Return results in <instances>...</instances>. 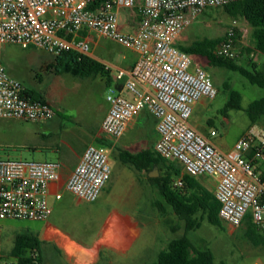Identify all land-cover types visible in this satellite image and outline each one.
<instances>
[{
	"label": "built area",
	"instance_id": "obj_1",
	"mask_svg": "<svg viewBox=\"0 0 264 264\" xmlns=\"http://www.w3.org/2000/svg\"><path fill=\"white\" fill-rule=\"evenodd\" d=\"M238 1L106 0L93 9V0H0V119L40 124L55 116L48 104L29 99L27 87L9 73L3 61L6 46L39 48L54 57L68 52L89 56L93 36L134 49L140 55L134 67L116 76L127 77L124 87L133 98L111 87L102 132L119 140L147 111L157 122L155 152L179 162L192 178L216 177L221 220L240 227L250 214L264 236V130L248 129L228 153L197 132L190 122L194 107L203 99H215L218 90L208 71L179 48L183 34L206 11ZM132 9L140 13V23L135 32H124L121 11ZM237 39L232 26L215 54L231 59ZM111 155L109 147L88 146L67 181V191L86 203L97 202L111 177ZM62 167L0 160V222H46L52 214L51 186L60 181Z\"/></svg>",
	"mask_w": 264,
	"mask_h": 264
},
{
	"label": "rangeland",
	"instance_id": "obj_2",
	"mask_svg": "<svg viewBox=\"0 0 264 264\" xmlns=\"http://www.w3.org/2000/svg\"><path fill=\"white\" fill-rule=\"evenodd\" d=\"M235 26L238 32L234 55L230 60L233 65L243 66L252 70L250 61L264 72V55L248 54L251 48L253 29L244 18H233L224 9H212L203 14L182 36L180 45L188 46L198 39L224 38L228 30ZM105 39V38H104ZM56 57L39 48L23 49L10 45L3 53L4 64L9 73L32 90L33 98L47 96L60 114L63 127L80 129L95 126L105 113L111 88L100 78L77 79L70 74L56 75L48 70ZM204 68L206 63L198 61ZM205 69V68H204ZM57 71V67L54 69ZM218 94L215 99L207 100L204 106L193 111L190 122L197 125L207 134L208 139L220 151L228 153L240 137L252 126L247 110L256 100L264 98V90L253 85L241 73L228 69L211 68L208 70ZM225 84H228L225 86ZM241 95L242 109L229 108L231 92ZM40 124L21 120L0 119V160H23L34 162L62 163L60 154L44 151H33L29 148L41 131ZM216 136H211L212 132ZM103 142V140L101 139ZM117 152L111 155V168H122ZM72 200L71 195H67ZM148 212L137 214L142 216L144 224L141 239L126 258H116L113 264H140L139 257L147 264L156 261L157 254L167 244L182 236L183 230L171 233L169 218L153 206ZM62 211L60 212L61 216ZM73 215H75L73 213ZM223 228L210 224L208 221L190 234L194 244L200 249H209L215 257V264H264V236L257 230L254 244L245 234L244 226L233 227L225 222ZM40 222L4 221L0 222V264H15L10 257L14 248L15 238L24 232L35 233ZM72 225V224H71ZM69 226L70 231L78 234L83 225ZM148 262V263H149ZM103 264H109L103 259Z\"/></svg>",
	"mask_w": 264,
	"mask_h": 264
},
{
	"label": "crops",
	"instance_id": "obj_3",
	"mask_svg": "<svg viewBox=\"0 0 264 264\" xmlns=\"http://www.w3.org/2000/svg\"><path fill=\"white\" fill-rule=\"evenodd\" d=\"M120 18L122 30L128 33L135 32L141 20L140 13L136 9L122 10ZM89 40L91 42L89 57L107 67L113 79L110 88L114 87L119 94L132 99L133 96L124 87L127 77L117 80L116 76L120 71L128 74L139 59V53L110 39L92 36ZM102 80L107 85L106 79ZM26 87L28 91H32L29 86ZM144 89L141 88V90ZM44 97L53 108L55 116L51 120L40 123L41 132L35 135L34 143L26 148L33 151L58 153L65 161L61 163L63 167L60 181L51 186L52 214L46 222H40L39 227L33 233L40 242L42 264H103V259L113 264L116 258L128 257L143 233L142 216L137 214L148 212V206H153L154 210L158 209V204H162L165 208V213L162 212V214L170 219L173 226L178 224L181 229L184 228V222L178 219L166 203L161 194L160 184L154 180L167 176L169 173L174 174L168 168L157 166L134 168L121 160L122 168H112L111 177L101 197L95 203L81 201L66 189L67 181L86 148L90 145H101V139L103 146L111 148L112 154L117 152L119 157L124 153L139 154L143 151H155L159 134L157 122L151 114L142 111L125 135L116 140L105 135L101 129L110 109L109 105L106 106L103 118L95 126L89 129L88 127L65 128L53 102L47 96ZM207 100H201L194 107V111L204 106ZM191 125L208 139L207 134L197 125L192 123ZM250 128L258 131L264 130V120ZM155 168L159 176L150 177ZM261 169L264 170V165ZM185 175L182 169L180 175L172 176L173 188L179 193L191 191L189 186L184 185ZM194 179L197 185L215 195L216 177L203 176ZM179 182H182V186L178 185ZM58 194L62 196L59 201L56 200ZM67 195H71L73 199L69 200ZM61 211L63 214L60 216ZM78 223L83 225L82 230L78 234L70 231L69 226L72 224L77 227ZM143 258L139 257L137 262L145 264L146 262L142 261ZM146 261L147 264L155 262Z\"/></svg>",
	"mask_w": 264,
	"mask_h": 264
},
{
	"label": "trees",
	"instance_id": "obj_4",
	"mask_svg": "<svg viewBox=\"0 0 264 264\" xmlns=\"http://www.w3.org/2000/svg\"><path fill=\"white\" fill-rule=\"evenodd\" d=\"M105 1L93 0L92 8L101 7ZM223 9L235 19L244 18L252 27L251 48L248 49V54L259 53L264 55V0H240ZM223 39H198L188 46L180 45L179 48L193 58L195 65L198 64L199 60L204 61L206 63L204 67L206 71L211 68H225L239 72L251 84L264 90V72L259 70L252 60L250 61L252 70H249L243 66L233 65L230 60L215 54L216 47ZM56 67L57 71L54 70ZM47 69L54 71L56 75L70 74L77 79H106L109 87L113 83L106 66L89 56H83L77 52H68L56 57V60L48 65ZM227 85L225 84V86ZM26 95L31 100L40 101L51 106L44 96L34 99L32 91L30 92L28 89ZM227 106L241 110V95L236 91H232ZM247 113L252 125L264 120V98L254 101L249 106ZM101 146H103L102 141ZM120 158L124 163L134 168H152L157 166L159 168H168L174 173H169L167 176H161L154 180L160 184L161 194L166 203L172 208L178 219L184 222L185 226L181 229L180 225L173 226L172 222L169 223L171 233L177 234L180 230H183V234L172 239L166 248L158 253L156 261L152 264H215L214 254L209 249L198 248L190 238V234L198 230L205 221L223 228V221L220 218L221 205L216 196L197 185L195 179L188 175L184 176L183 181L185 186L191 188V191L189 193L177 192L173 188L172 176L180 175L183 169L182 165L177 161L164 160L155 151H143L139 154L124 153ZM157 208L165 213V208L162 204H158ZM242 226L245 228L246 236L254 244H258V240H255L258 229L254 225L250 214L246 216ZM40 253V242L33 233L27 231L16 236L10 257L16 259V264H42Z\"/></svg>",
	"mask_w": 264,
	"mask_h": 264
},
{
	"label": "water",
	"instance_id": "obj_5",
	"mask_svg": "<svg viewBox=\"0 0 264 264\" xmlns=\"http://www.w3.org/2000/svg\"><path fill=\"white\" fill-rule=\"evenodd\" d=\"M158 176H159V174H158V172H157V168H155V169L151 172L150 177H158Z\"/></svg>",
	"mask_w": 264,
	"mask_h": 264
}]
</instances>
